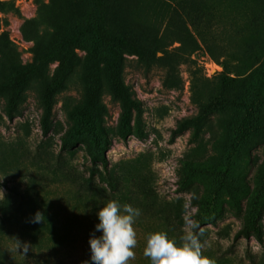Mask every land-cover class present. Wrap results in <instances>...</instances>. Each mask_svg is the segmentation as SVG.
Instances as JSON below:
<instances>
[{
  "label": "rangeland",
  "instance_id": "1",
  "mask_svg": "<svg viewBox=\"0 0 264 264\" xmlns=\"http://www.w3.org/2000/svg\"><path fill=\"white\" fill-rule=\"evenodd\" d=\"M105 2L107 30L156 54L142 59L123 49L122 78L142 103L143 139L121 136V103L103 46L96 44L99 67H86L91 37L75 48L69 67L50 56L75 27L96 19L91 0H0V89L7 94H0V264H91L88 241L101 234L96 213L109 201L140 210L128 264H151L143 255L151 233L181 242L189 219L199 225L195 234L211 264H264V243L253 232L258 223L264 229V99L243 138L244 110L231 105L196 131L172 134L218 93L243 101L254 95L264 74V0ZM166 30L183 42L156 44ZM25 69L31 71L16 98L21 113L9 117L5 84ZM96 70L106 107L96 124L112 139L106 166L79 131L77 114ZM48 86L53 108L44 133Z\"/></svg>",
  "mask_w": 264,
  "mask_h": 264
},
{
  "label": "trees",
  "instance_id": "2",
  "mask_svg": "<svg viewBox=\"0 0 264 264\" xmlns=\"http://www.w3.org/2000/svg\"><path fill=\"white\" fill-rule=\"evenodd\" d=\"M107 5L105 0H91L92 11H94L96 19L90 23H82L80 26L75 27L69 35H67L63 40H61L59 47L56 51L50 54L51 57H55L60 61L59 67H69L74 59V50L77 48L79 43L85 37H91L93 41L92 47L89 49V62L86 67H99L98 66V56L96 52V44L103 46L107 52L106 64L107 72L109 75L110 86L115 97L120 100L121 110L119 115V123L124 131L121 133L122 138L127 139L130 135H135L136 137L143 139L146 137L145 130L142 126L143 123V107L140 99L132 96L130 91L124 84L122 78L123 71V49L130 48L133 52L138 54L142 59H148L156 56L154 51H149L142 45H138L133 39L127 35L116 34L110 32L106 28L107 21ZM203 40L207 46L208 52L214 57L215 55L214 47L210 41L203 37ZM183 42V39L179 36H175L171 39V35L167 32L160 35L155 39V43L159 46L172 45L175 42ZM230 53L228 52L227 55ZM55 58V59H56ZM24 67V66H22ZM26 67H37L35 65H30ZM32 69V68H31ZM31 69H25L19 71L18 75L13 76L15 80L13 83H6V87L11 90V95L6 98L5 111L9 117H12L14 113H21L18 108V102L16 98L19 97L22 86L26 82ZM223 76V81L226 80L224 72H221ZM30 77V76H29ZM89 85L86 89L85 100L78 110V116L80 119L79 131L81 133H86L94 141L98 149V159L106 166V152L112 144V139L106 134L101 133L96 124V116L100 113L106 112V107L100 102V84L98 71L96 70V77L90 79ZM98 81V82H97ZM222 88L225 90V84H222ZM52 89L48 86L44 90L42 95L43 102V118L42 127L43 132L47 133L49 130L48 119L52 113L53 101H52ZM223 92V91H222ZM0 94H7L0 89ZM264 99V74L259 80V84L255 89L254 95L248 100H237L231 97L225 96L224 93H218L214 95L211 100L204 104L199 113L196 115L184 117L180 119L177 126L173 129L172 134L177 136L189 128H194L197 130L200 123H202L210 114L217 110L224 109L227 106L239 107L244 110V115L241 120V133L239 138H243L248 130L252 129L254 115L256 109L259 107ZM253 232L256 239L260 243H264V229L262 224L258 223L253 226ZM243 233L248 235V230L244 229Z\"/></svg>",
  "mask_w": 264,
  "mask_h": 264
},
{
  "label": "clouds",
  "instance_id": "3",
  "mask_svg": "<svg viewBox=\"0 0 264 264\" xmlns=\"http://www.w3.org/2000/svg\"><path fill=\"white\" fill-rule=\"evenodd\" d=\"M96 215L99 222L95 231L101 234L89 238L91 264H128L135 258L133 249L137 238L133 225L140 210L129 204L109 201ZM186 226L188 230L180 237L179 243L165 232L149 234L143 255L151 264H211V260L202 254V245L195 234L199 225L189 219ZM24 251H27L26 246Z\"/></svg>",
  "mask_w": 264,
  "mask_h": 264
}]
</instances>
